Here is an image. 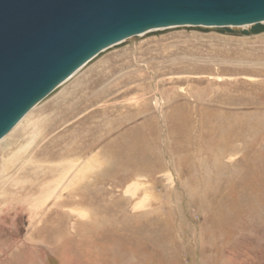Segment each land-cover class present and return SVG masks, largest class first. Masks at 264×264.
I'll return each mask as SVG.
<instances>
[{
    "label": "rangeland",
    "instance_id": "374dc122",
    "mask_svg": "<svg viewBox=\"0 0 264 264\" xmlns=\"http://www.w3.org/2000/svg\"><path fill=\"white\" fill-rule=\"evenodd\" d=\"M26 146L0 264H264V33L129 40L31 109L0 166Z\"/></svg>",
    "mask_w": 264,
    "mask_h": 264
},
{
    "label": "water",
    "instance_id": "95a60500",
    "mask_svg": "<svg viewBox=\"0 0 264 264\" xmlns=\"http://www.w3.org/2000/svg\"><path fill=\"white\" fill-rule=\"evenodd\" d=\"M263 22L264 0H0V140L129 40L174 29L250 37Z\"/></svg>",
    "mask_w": 264,
    "mask_h": 264
},
{
    "label": "bare ground",
    "instance_id": "6f19581e",
    "mask_svg": "<svg viewBox=\"0 0 264 264\" xmlns=\"http://www.w3.org/2000/svg\"><path fill=\"white\" fill-rule=\"evenodd\" d=\"M264 23V22H263ZM230 28H232V29H234V27H230ZM243 28H245V29H248L249 28V26H245V27H243ZM77 73H75V75H76ZM75 75H72L67 81H69L72 77H74ZM66 81V82H67ZM65 82V83H66ZM64 83V84H65ZM63 84V85H64ZM62 85V86H63ZM61 86V87H62ZM29 145V144H28ZM27 148H28V146H26V147H24L23 149H22V151H20V152H16V153H14V154H12L10 157H9V159H7V160H4L3 161V163L1 164V168H0V184L1 183H3V182H5L6 180H8V175H7V173H8V170L10 169V168H12L14 165H16L17 163H19L20 161H19V158H20V160H21V165L23 166L22 168H20V170H21V172H23L24 171V167H26V166H33V165H35L36 164V162H35V160H36V158L38 157L37 155H36V153H30V154H28V151H27ZM30 148V147H29ZM39 160V159H38ZM52 173H53V170H51V169H46L45 170V172H44V174L42 175V176H39L38 178H37V176H36V174L35 173H30V177L32 178V179H34V181H37V180H39L40 179V182L42 181V178H48V177H50V175H52ZM42 177V178H41ZM63 179H64V176H61L57 181H56V183H60L61 181H63ZM78 180L79 179H76L75 181H77L78 182ZM31 181H33V180H31ZM39 182V181H38ZM35 183V182H34ZM39 184V183H38ZM75 184V183H74ZM20 188V187H19ZM22 190V191H21ZM40 189L38 188V185H37V182L35 183V184H30L29 186H27V187H24V188H20V191H19V194H22V193H25V194H29V193H34V192H36V191H39ZM41 191H43V189L41 190ZM13 195H15V193H12ZM2 196V194H1V192H0V197ZM3 196H4V194H3ZM24 197V196H23ZM49 198V197H48ZM9 199V198H8ZM15 199V198H14ZM26 199V198H25ZM18 200V199H17ZM15 201V200H14ZM19 201H21V200H19ZM18 201V202H19ZM11 203H13V202H11ZM26 203V202H25ZM36 203V202H35ZM37 204V203H36ZM42 204V203H41ZM34 205V204H33ZM44 204H42L41 206H43ZM16 206V205H15ZM35 206V205H34ZM37 206V205H36ZM40 206V207H41ZM40 207H37L36 209H35V212L33 213V214H31V216H30V219H31V221L34 219V216H35V214L37 213L36 212V210L38 209V208H40ZM16 208V207H15ZM33 209V208H32ZM22 211H23V209H22ZM28 211V210H27Z\"/></svg>",
    "mask_w": 264,
    "mask_h": 264
}]
</instances>
